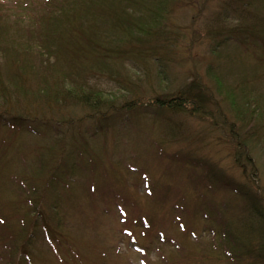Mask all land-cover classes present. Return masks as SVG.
I'll list each match as a JSON object with an SVG mask.
<instances>
[{
	"label": "rangeland",
	"instance_id": "374dc122",
	"mask_svg": "<svg viewBox=\"0 0 264 264\" xmlns=\"http://www.w3.org/2000/svg\"><path fill=\"white\" fill-rule=\"evenodd\" d=\"M134 1L0 0V264H264V0Z\"/></svg>",
	"mask_w": 264,
	"mask_h": 264
},
{
	"label": "trees",
	"instance_id": "16d2710c",
	"mask_svg": "<svg viewBox=\"0 0 264 264\" xmlns=\"http://www.w3.org/2000/svg\"><path fill=\"white\" fill-rule=\"evenodd\" d=\"M131 2L133 3L135 1L131 0ZM151 11H153V10H151ZM252 24L253 23L247 24V27L254 28V26H256L255 23L253 25ZM260 25H264V24L262 22H260ZM250 33L251 34H255V32H253V31H250ZM129 38H131V37H129ZM261 47L264 49V40L262 42ZM3 50H4L5 53L2 54V57L4 59L3 63H5V66L16 64L17 62H15V61L17 59H14V57L11 58V54H10L9 48H4ZM47 50L49 51L48 47H47ZM53 54H55V53H53ZM3 63H1V65ZM70 73H71L70 70L65 72V74H70ZM52 79L55 82V86H56L57 82H58V77L53 76ZM71 82H72V86H66V87H63L61 89L60 88L53 89V88H55V86L53 87V85H49V84L46 85L45 88L52 92L54 98L60 96V98H61L60 99V104L64 103V101H67V100H74L77 104H80L82 106L84 105V107H91L93 109V111L94 110L98 111V110H100L101 107H105L106 110H113L116 107V106H113V103H111V102L99 103V104L97 102L96 103H92L91 102L92 97L94 98V100H96L98 102H99L100 98L104 99V97H101V96H103V93H101L99 90H97L95 88H92V87H89L88 89H83V87H81L83 80L81 81V79H79V78L71 77ZM1 90L3 91L4 88H3V86L0 85V91ZM89 99H90V101H88ZM150 103H151V105H154L157 108L162 109L165 112H170V113H172V112L173 113L188 112L190 114L191 113L194 114L196 112H199L203 108V107H201L202 103H201V101H199V98L196 96V94L195 93H194V95L190 94L189 90H187L185 92V89L181 90L180 93H174V94H171L170 96H168V95H155V96L152 97ZM136 105H139L138 99L132 98L130 100H125L123 102V104L120 106V108L123 109V110H129V109L134 108ZM13 118L15 120L13 122H16L17 118L16 117H13ZM13 122L11 123L12 125H13ZM17 124L20 125V123H17ZM243 142H244V139L236 141L237 148L239 147V145H243ZM245 194H247L245 199H247V201L249 203V207H251V209L256 208L257 207L256 203L258 202V198H256L253 193H250L248 195V192H245ZM45 227H47V226H45ZM244 229H247L246 225L244 226V228H242V230H243L242 232L239 231L241 233V235H239V236L236 235L239 239L244 241L243 244H241V242H240L241 246L239 245V241L240 240L235 242L234 238L232 239L231 238L232 236L230 237V235L227 232H224V233L221 234V235L227 234V236L229 238V241H231L230 243L224 244V246L227 247L228 254L233 259L236 256L239 257V255H243V254L251 255V252H253L250 240L255 239V238H254V236H251V238L249 237L250 239L245 237ZM14 232L13 233H9V235H8L11 238L9 243H12L14 238L16 239L18 237H21L22 232H21L20 228H18ZM46 232H47V237H49V235L51 236V234L48 233V232H50L49 228H48V230H46ZM0 234H2V230H0ZM25 238H26V236H24V239L22 238V241L19 244V247L21 248L20 249L21 253L25 252V247H24V243L26 242ZM244 238H246L248 243H247V241L243 240ZM1 239H3V235H2ZM237 244H238V246H237ZM244 244H245V246L243 248ZM4 245L7 246V244H4ZM262 248L263 247H261V249ZM16 251H17V247L15 249H12V252H10V255H11V253L16 254ZM244 252H246V253H244ZM253 253H255V252H253ZM255 254H256V256L259 257V259H261L260 256H262V254H257V253H255ZM255 254H253V255H255Z\"/></svg>",
	"mask_w": 264,
	"mask_h": 264
}]
</instances>
